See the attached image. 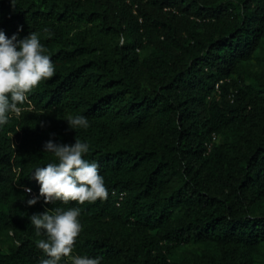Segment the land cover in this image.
Listing matches in <instances>:
<instances>
[{
  "label": "trees",
  "instance_id": "obj_1",
  "mask_svg": "<svg viewBox=\"0 0 264 264\" xmlns=\"http://www.w3.org/2000/svg\"><path fill=\"white\" fill-rule=\"evenodd\" d=\"M0 31L55 68L0 125V264L47 259L29 217L56 208L101 264H264V0H0ZM75 138L107 199L28 206Z\"/></svg>",
  "mask_w": 264,
  "mask_h": 264
},
{
  "label": "clouds",
  "instance_id": "obj_2",
  "mask_svg": "<svg viewBox=\"0 0 264 264\" xmlns=\"http://www.w3.org/2000/svg\"><path fill=\"white\" fill-rule=\"evenodd\" d=\"M46 53L39 33L31 32L22 39L14 34L9 39L0 31V125L8 122L10 112L19 115L18 105L28 100V94L41 81L54 75V65ZM67 122L71 129L88 127L87 119L81 115L70 116ZM88 151L89 145L78 138L72 145L45 142L44 152L52 153L56 160L37 167L32 173L40 185L39 195L28 199L27 205H35L40 198L45 204L60 200L64 203L76 201L81 205L86 201L107 199L108 189L99 174L98 164L83 158ZM24 191L30 194L32 190L25 188ZM80 214L79 208H56L53 213L45 210L29 217L37 235L43 232L46 236L36 242L37 248L48 257L42 258L40 264H58L62 257L70 256L71 264H101L100 257L72 256L81 232Z\"/></svg>",
  "mask_w": 264,
  "mask_h": 264
},
{
  "label": "built area",
  "instance_id": "obj_3",
  "mask_svg": "<svg viewBox=\"0 0 264 264\" xmlns=\"http://www.w3.org/2000/svg\"><path fill=\"white\" fill-rule=\"evenodd\" d=\"M212 140H213L214 142H216L217 139H216V137H213ZM209 147H210V146H208V149H209Z\"/></svg>",
  "mask_w": 264,
  "mask_h": 264
},
{
  "label": "rangeland",
  "instance_id": "obj_4",
  "mask_svg": "<svg viewBox=\"0 0 264 264\" xmlns=\"http://www.w3.org/2000/svg\"><path fill=\"white\" fill-rule=\"evenodd\" d=\"M6 248V245L4 246L3 250Z\"/></svg>",
  "mask_w": 264,
  "mask_h": 264
}]
</instances>
